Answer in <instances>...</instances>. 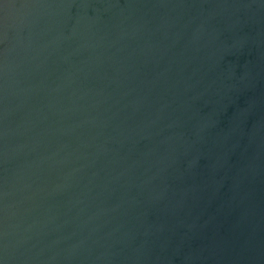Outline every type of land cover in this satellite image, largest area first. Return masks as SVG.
<instances>
[{
  "label": "water",
  "instance_id": "obj_1",
  "mask_svg": "<svg viewBox=\"0 0 264 264\" xmlns=\"http://www.w3.org/2000/svg\"><path fill=\"white\" fill-rule=\"evenodd\" d=\"M0 264H264V0H0Z\"/></svg>",
  "mask_w": 264,
  "mask_h": 264
}]
</instances>
